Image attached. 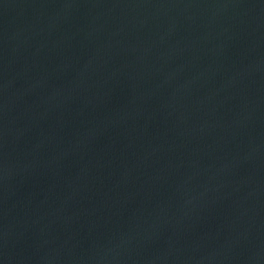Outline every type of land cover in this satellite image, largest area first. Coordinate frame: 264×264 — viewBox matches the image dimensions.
I'll return each instance as SVG.
<instances>
[{
	"label": "water",
	"instance_id": "1",
	"mask_svg": "<svg viewBox=\"0 0 264 264\" xmlns=\"http://www.w3.org/2000/svg\"><path fill=\"white\" fill-rule=\"evenodd\" d=\"M0 264H264V0H0Z\"/></svg>",
	"mask_w": 264,
	"mask_h": 264
}]
</instances>
